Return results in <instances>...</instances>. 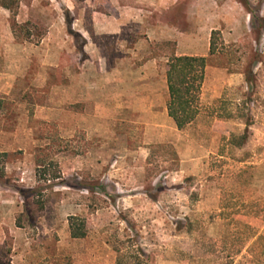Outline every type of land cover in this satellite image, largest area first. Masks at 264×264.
<instances>
[{"label": "rangeland", "instance_id": "rangeland-1", "mask_svg": "<svg viewBox=\"0 0 264 264\" xmlns=\"http://www.w3.org/2000/svg\"><path fill=\"white\" fill-rule=\"evenodd\" d=\"M179 55L207 59L182 130L163 112ZM236 107L249 139L221 153ZM0 153L44 190L25 209L0 187V264H264V0H0Z\"/></svg>", "mask_w": 264, "mask_h": 264}, {"label": "trees", "instance_id": "trees-1", "mask_svg": "<svg viewBox=\"0 0 264 264\" xmlns=\"http://www.w3.org/2000/svg\"><path fill=\"white\" fill-rule=\"evenodd\" d=\"M216 32L211 34V45L209 49L210 55L215 52L214 38ZM207 67V59L202 56H173L168 60L167 69L165 73L168 101L166 104V110L168 117L173 121L178 130H182L189 126L199 115L200 112V95L204 82L205 70ZM243 114H240V110L236 107L235 112L227 114V119L244 120L245 129L241 134L230 135L229 137L221 138V153L226 148L241 149L245 146L249 139V127L252 125L251 118H244ZM6 154L0 153V187L12 188L15 191L22 202L27 208V199H32L39 209L43 208L42 187H36L23 191L22 189L15 188L10 185L7 178L4 161ZM42 168L37 169L36 177L37 181H43L44 183L55 181L61 178L60 173L54 172ZM224 203L221 202V212H223ZM27 221L29 225H32L33 218L29 215V210H25ZM84 221L77 217H69V229L70 236L73 239H83L86 235ZM16 226L23 227L20 217L16 219ZM264 237L259 235L256 238V243L263 242ZM115 264H126L125 257L117 252Z\"/></svg>", "mask_w": 264, "mask_h": 264}, {"label": "crops", "instance_id": "crops-1", "mask_svg": "<svg viewBox=\"0 0 264 264\" xmlns=\"http://www.w3.org/2000/svg\"><path fill=\"white\" fill-rule=\"evenodd\" d=\"M179 56H182V55H179ZM186 56H195V55H186ZM203 57V56H202ZM165 72L166 73V68H164ZM143 71V70H142ZM143 75L146 76V73L143 72ZM159 75V72L157 71L156 68H154L151 73H150V78L148 77H143V80L138 83L137 85H139V88H141L140 90H153V91H156V85H158L155 81V77L157 76L158 77ZM148 79V80H147ZM163 83H164V89H165V95L167 97V101H168V91H167V84H166V78H165V74H164V80H163ZM167 101H166V104H167ZM166 104L164 105V109H163V112L165 113V115L167 116L168 119H170L167 115V110H166ZM149 106H152L149 105ZM171 120V119H170ZM171 122L173 123V121L171 120ZM174 124V123H173ZM175 126V124H174ZM176 127V126H175Z\"/></svg>", "mask_w": 264, "mask_h": 264}]
</instances>
